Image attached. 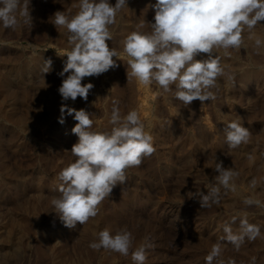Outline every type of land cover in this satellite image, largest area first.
<instances>
[{"label":"rangeland","instance_id":"obj_1","mask_svg":"<svg viewBox=\"0 0 264 264\" xmlns=\"http://www.w3.org/2000/svg\"><path fill=\"white\" fill-rule=\"evenodd\" d=\"M31 2L30 31L0 28V264H133L131 255L89 247L99 231L124 227L133 233L134 247L151 243L146 264H205L204 257L224 235L221 226L233 216L246 213L264 232V209L242 203L253 195V179L254 194L264 200V54L251 49L223 60L226 71L235 75L234 85L222 80L216 101H194L188 108L154 84L145 87L127 79L126 59L98 78H84L82 83L94 84L88 100L78 97L68 106L94 113L98 131L111 130L113 101L122 115L135 109L154 136L156 152L139 167L126 169L125 182L101 203L95 218L75 229L65 227L51 200L59 195L58 173L76 159L71 148L78 137L71 129L77 121L66 115L59 123L62 78L57 73L70 45L66 29H57L49 18L56 11L75 12L71 5L77 0ZM155 2L128 0L130 10L118 14L111 28L110 47L122 51L121 41L130 31L151 30L150 5ZM257 31L264 33V28ZM42 58L53 61L44 77ZM238 115L251 136L233 150L222 130L226 119ZM216 157L239 171L236 191L222 189L220 205L202 208L199 198L188 193L206 194L215 183ZM232 227L236 231L238 221ZM223 247L225 262L232 258L236 264H251L255 258V264H264V239L246 241L239 251L230 244Z\"/></svg>","mask_w":264,"mask_h":264},{"label":"clouds","instance_id":"obj_2","mask_svg":"<svg viewBox=\"0 0 264 264\" xmlns=\"http://www.w3.org/2000/svg\"><path fill=\"white\" fill-rule=\"evenodd\" d=\"M71 7L75 12L56 11L50 18L57 29L67 31L70 49L62 56L67 59L62 70L58 93L61 96L59 123L66 115L77 123L71 132L78 137L71 148L76 158L57 176L58 196L51 200L62 224L75 229L85 225L100 212L101 203L111 196L113 189L126 180V169L139 167L145 157L156 152L154 136L146 130L135 109L121 114L119 102L113 101L109 118L110 131L93 129L94 113L68 106L79 97L88 100L93 83H82L86 77H99L117 68V61L126 59L127 79H134L145 87L153 84L170 99L188 108L194 101L201 105L214 102L217 92L225 84L234 85L235 75L226 71L223 60L233 52L251 49L256 55L264 54V0H156L150 31H130L123 37L122 51L110 47L112 26L118 14L129 9L128 0H77ZM31 0H0V28L15 31L33 26ZM143 27V23L140 25ZM116 58V59H114ZM43 59V58H42ZM51 58L43 59L40 69L43 77L52 71ZM264 69V65L260 66ZM227 115V114H225ZM224 141L230 149H238L249 142L251 133L239 115L223 123ZM254 161V157L249 156ZM213 171L215 183L207 193H188L199 198L202 208L220 205L223 193L236 191L240 173L234 167H225L217 157ZM256 181H250L253 195L243 198L246 207L264 209V200L254 193ZM238 221V228L232 225ZM224 235L212 245L204 257L205 264H236L222 259L224 245L230 244L239 251L246 241L264 239L261 226L251 223L246 213L233 216L222 226ZM135 237L126 227L103 229L89 243L93 250H109L121 256L131 255L133 264H146L147 240L134 247ZM251 264H255V258Z\"/></svg>","mask_w":264,"mask_h":264},{"label":"bare ground","instance_id":"obj_3","mask_svg":"<svg viewBox=\"0 0 264 264\" xmlns=\"http://www.w3.org/2000/svg\"><path fill=\"white\" fill-rule=\"evenodd\" d=\"M199 130V129H198ZM204 131V130H203Z\"/></svg>","mask_w":264,"mask_h":264}]
</instances>
